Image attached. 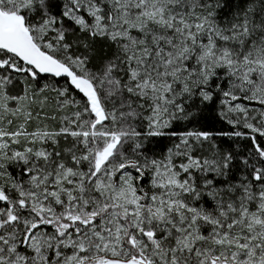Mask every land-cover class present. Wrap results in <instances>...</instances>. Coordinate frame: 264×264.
I'll return each instance as SVG.
<instances>
[{
    "label": "snow or ice",
    "instance_id": "6c2138e0",
    "mask_svg": "<svg viewBox=\"0 0 264 264\" xmlns=\"http://www.w3.org/2000/svg\"><path fill=\"white\" fill-rule=\"evenodd\" d=\"M0 264H264V0H0Z\"/></svg>",
    "mask_w": 264,
    "mask_h": 264
}]
</instances>
